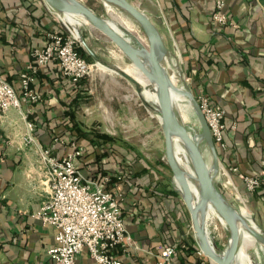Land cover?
<instances>
[{
  "label": "crops",
  "instance_id": "obj_1",
  "mask_svg": "<svg viewBox=\"0 0 264 264\" xmlns=\"http://www.w3.org/2000/svg\"><path fill=\"white\" fill-rule=\"evenodd\" d=\"M148 1L159 7L160 22L171 41L169 47L166 44L168 53L163 63L176 69L180 60L193 93L208 94L227 110L225 122L230 132L226 148L220 149L215 184H221L227 192L232 180L245 196L251 212L230 205L252 227L253 220L243 214L248 210L254 224L264 233V0H226L224 11L229 12L237 25L224 33L209 23L213 0ZM50 30L62 31V28L57 14L42 0H0V76L18 90L19 75L30 64L32 50L45 47L46 32ZM50 80L43 76L38 84L48 88ZM86 80L93 95L88 109L98 115H115V122L111 121L109 128L147 131L150 123L146 121L142 103L136 100L131 82L117 74ZM54 104L52 98L47 115L54 114ZM29 109L27 102L20 110L11 109L0 131V264H52L48 251L55 245L56 229L35 217L50 192L48 164L41 155L49 140L42 142L34 136V131H29ZM160 133L164 135L162 126L158 130L154 127L151 139L158 140V145H161ZM162 144L165 146V137ZM206 147L210 151L207 144ZM237 169L251 177L262 176L261 188L249 193ZM142 176L146 184L141 190L135 187L132 192L123 185L125 196L120 191L125 200L127 229L134 242L127 253H119L127 264H156L158 248L174 232L172 227L170 233L166 229L169 220L163 215L177 208L175 200H169L172 190L176 191L171 187L173 177L166 176L147 157L146 174ZM179 197L184 203L182 196ZM180 215L179 210L173 217L178 220ZM173 263L191 264L179 251ZM76 264L98 263L83 251Z\"/></svg>",
  "mask_w": 264,
  "mask_h": 264
},
{
  "label": "built area",
  "instance_id": "obj_2",
  "mask_svg": "<svg viewBox=\"0 0 264 264\" xmlns=\"http://www.w3.org/2000/svg\"><path fill=\"white\" fill-rule=\"evenodd\" d=\"M225 6V0H215L211 19L218 25L235 27L224 11ZM50 37L51 41L45 47L33 51L35 63L29 64L20 75L19 93L0 76V131L11 109L20 110L23 103L40 100V96L31 89L37 66L46 65L56 56L65 76L74 81L91 77L94 66L78 52L76 37L60 33ZM197 100L214 143L225 149L224 137L228 131L225 109L211 105L204 94L198 95ZM27 126L32 132L33 125L27 121ZM73 148L74 151L62 159L53 157L48 150L41 152L42 159L48 164L50 192L35 217L56 229L55 245L48 251L52 264H76L83 251H87L98 264H127L119 253H127L134 242L120 208L122 194L119 190H108V179L96 181L86 178L74 163L80 150L75 145ZM241 178L248 192L252 193L259 185L256 176ZM175 253L174 247L162 245L158 248L156 264H174Z\"/></svg>",
  "mask_w": 264,
  "mask_h": 264
},
{
  "label": "trees",
  "instance_id": "obj_3",
  "mask_svg": "<svg viewBox=\"0 0 264 264\" xmlns=\"http://www.w3.org/2000/svg\"><path fill=\"white\" fill-rule=\"evenodd\" d=\"M225 2L227 7V1L225 0ZM214 9L215 0H213V9L209 19L210 25L212 27H217L219 30H221V33H224V30L227 28H233V26L230 25L221 26L214 23L211 19ZM225 13L228 16L229 21L232 24L237 25V22H235L232 16L229 15L227 10ZM46 33V45L51 41L50 35L52 34L60 33L67 35L66 33H63V31L58 30H50ZM225 35L227 34L225 33ZM34 50H32V53ZM77 50L80 55L88 62L91 63L94 60V58L84 49V47H80ZM34 63L35 61L32 57L30 64ZM26 70L27 67L20 73V75ZM20 75L19 90L12 83H10L6 77L3 75H1V77L11 84L19 93L21 91ZM43 76L50 77V87L44 88L39 86L38 81L43 78ZM31 89L34 91V93L40 96V100L37 102L27 103V105L30 106V114L28 115V119L34 127V136L42 142L49 140V144H47L45 147L46 150L50 151L53 157L58 159L66 157V155L74 151L73 147L75 145L80 150V154L75 158L74 163L86 178L96 181L108 179V190L112 192L117 190L122 191L124 196L125 186L128 187V190L132 192L133 190L135 191V187L140 190L142 189L144 184H146V178L143 176L132 175L133 173L127 170L124 166L128 164L130 165V163L133 162L132 154H135L133 149L129 148V145L121 138L114 137L106 132L99 133L93 131V129H87V127L83 126V124L78 119L77 116L83 108L86 100L91 98L89 84L86 79L74 81L73 79L65 76L60 67L59 61L55 56L46 65L37 66V71L34 74V80L31 83ZM205 97L208 99L211 105L224 108L222 105L212 100L208 94H205ZM52 98L55 100L53 108L54 114H49V116L45 112L47 109L51 108L50 101ZM225 111L226 119L228 113L226 109ZM225 123L227 125V122ZM228 132H230L229 128L224 137L226 146V137ZM216 148L219 155L221 148L217 144ZM164 166H167V164ZM236 171L239 172L238 169ZM240 175L244 177H251L245 173H240ZM256 177L259 178V185L252 193L257 192L263 183L262 176ZM240 180L241 183L244 184L243 179L241 178ZM120 183L122 185H120ZM176 197L177 200L175 199ZM179 198L180 197L178 193L172 190L171 194L169 195V200H175L174 204L175 208H177L174 211H171L172 213L170 211H166L163 213V215L164 219L166 218L169 220V225H166V229L170 233L172 227L174 231L172 235L173 238L172 236L169 237L168 240H164V242L162 241V244L172 246L176 249V252L179 251L183 253V255H186V257L189 259V263L191 264H205L197 254L199 250L193 237L187 233L186 229L191 225V219L185 204ZM124 201L123 199L120 201V208L125 221ZM179 210L181 215L177 220L175 217H173V215H175ZM208 264L215 263L209 261Z\"/></svg>",
  "mask_w": 264,
  "mask_h": 264
},
{
  "label": "rangeland",
  "instance_id": "obj_4",
  "mask_svg": "<svg viewBox=\"0 0 264 264\" xmlns=\"http://www.w3.org/2000/svg\"><path fill=\"white\" fill-rule=\"evenodd\" d=\"M82 4H85L87 7H89L91 10H93L97 15L101 16L102 18L106 20H114V17L112 14H110L107 11V8L104 4V1L102 0H78ZM130 2H134L133 4L137 7L139 6L141 9L144 10V12L150 16L152 21L156 24L158 27L160 33L162 32L164 35H162L165 45L167 44L168 47L171 43L169 39V35L167 34L166 30L163 27V23L160 22L159 17V7L148 0H129ZM114 9L115 13L121 20L123 21L122 24L124 25H118L119 30L123 34L125 38L129 40V42L135 46H137L136 41L134 40L133 36L129 37L128 32H130L134 37H141L143 38L145 46L147 44L148 46V40L147 37L141 28V26L124 10L116 7L113 4H110ZM57 19L59 24L61 25L63 33H66L70 37H78L81 33L82 37L85 39V41L88 43L90 48L96 53V55L100 58L102 61V64L98 65V62L96 60H93L91 64L94 66L93 73L91 75L92 78H103L106 77V75H113L116 76V73L112 70L122 69L126 70L128 73L131 74L130 68L133 66L132 61L99 29H97L94 25L90 24H83L74 27L72 30L69 29L66 24L61 20V18L57 15ZM117 24V22H116ZM75 35V36H74ZM165 38V39H164ZM139 39V38H138ZM166 45V47H167ZM77 46L78 48L83 47L79 40H77ZM167 47V48H168ZM173 50L172 48H170ZM164 66L166 67L168 74L172 78L174 85L178 87L179 89L191 92L193 91L190 88L189 80L187 79L182 62L179 60L177 62V68L168 66L167 63H164ZM104 68L107 71L99 70V68ZM118 75V74H117ZM90 77V78H91ZM88 82V80H87ZM89 88H90V83ZM131 85V84H130ZM143 86V85H142ZM131 89L134 90L136 100L142 103V107L145 112L146 121H149L150 124L146 126L147 131L142 132L138 129H132V128H122V127H116L115 129L109 128L111 121L115 122V115L112 114H101L98 115V113L92 111V109H88L93 102V98L90 94V99L86 100L83 108L81 109L80 113L78 114V119L83 124V126H86L87 129H93L95 132H106L114 137L123 139L129 146V148L133 149L135 154H132L133 162L130 163V165H124L125 168L131 173L132 175H138L142 176L146 174V157L150 159L151 161H154L157 166H160V169L163 171V173L168 176L171 179L172 172L167 166H163L166 163V157H165V146L162 144V141H164V135L161 134V145H158V140L151 139L153 136V129L155 127V130L157 128L160 129V120L158 116H160V112L158 110L159 105L152 101L148 100L143 95V88H137L130 86ZM144 87V86H143ZM152 88L154 89V86L152 85ZM195 98L197 99V95H195ZM181 109L177 108V112L179 115L180 120L182 121L183 125L187 129V131L194 136H199L201 134V128L199 125V122L197 120V117L195 115V110L193 107V104L188 96L185 97V101L181 102ZM103 118V119H102ZM105 122H104V121ZM113 123V122H112ZM114 125V123H113ZM108 127V129H106ZM152 131V132H150ZM157 143V144H156ZM206 142L204 140L201 141V149L203 154L205 155V158L208 163L212 164V155L209 150H207ZM160 161V164L159 162ZM171 182V181H170ZM220 191L222 192L223 196L227 200L229 204L234 206L236 209H240L242 207L247 208V200L243 193L239 190V188L234 184V182L231 180V187L230 189L225 192L222 188L221 184L216 185ZM171 187H173L180 196L179 191L177 190L176 184L171 182ZM229 192V193H228ZM214 209V208H213ZM249 210V209H248ZM250 211V210H249ZM214 212L217 214L218 217L219 214L214 209ZM251 212V211H250ZM212 217L206 218V229L208 231V236L211 241V243L215 246L218 253L225 254L227 252V248L229 246L230 242V229L226 224H223L219 218L215 215ZM190 215V213L188 212ZM250 218L254 221L253 215L250 213ZM191 219V218H190ZM187 233L191 235L196 243V246L199 250L197 253L198 256L201 258V260L208 264L209 261H211L208 257L202 253L199 241L195 235V232L192 228V222L189 228L186 229ZM263 246V245H262ZM249 255L252 257V260L256 264H264V253H261L259 255L256 254L255 251H250Z\"/></svg>",
  "mask_w": 264,
  "mask_h": 264
},
{
  "label": "water",
  "instance_id": "obj_5",
  "mask_svg": "<svg viewBox=\"0 0 264 264\" xmlns=\"http://www.w3.org/2000/svg\"><path fill=\"white\" fill-rule=\"evenodd\" d=\"M42 1L52 12L57 14L59 17H61L62 15H75L82 16L90 20L92 25H94L97 29L104 33L132 61L133 65L138 70H140L153 85L156 86V89L159 93L158 110L161 117L160 123L165 137V157L167 160L166 164L172 172L173 181L176 184L177 190L182 196V199L184 200V203L190 213L192 228L199 241L200 249L202 253H204V255L215 264H237L239 245L238 229L232 217L228 215L229 211L226 212L227 210L222 209L223 205L220 202L222 201V197L220 196V194L222 195V193H220L216 189V186H214L211 171L208 169V163L200 147L201 144H193L188 136H181L184 142L190 145L191 154L194 158L195 170L203 187L201 192L209 191L211 197L216 196L220 207V213L224 217V220L226 221L230 229L231 244L225 254H219L215 246L211 243L206 226H204L200 219V213L204 211L205 202L203 203V201L199 200L198 195H196L187 174L178 164V161L175 157V138L178 135L180 136L182 131H187V129L179 122L177 116V106L175 104L174 97L171 91V84L168 81L164 69L156 58L154 44H157L164 52L168 50L156 24L144 11L135 7L129 0H102L104 2H114L120 4L124 8V11H126L141 26L150 41L149 49H146L136 37H134V40L136 41L137 46L128 43L122 37V35L118 33L111 20H106L97 15L93 10H91L89 7H87L85 4H82L78 0ZM127 33L129 37H132L131 33H129L128 31ZM78 40L84 47V49L94 58V60H96L98 64L103 65L100 58L90 48L88 43L82 37L81 33L79 34ZM112 71L127 79L135 87L143 88L142 84L126 70L117 69ZM185 92L186 95L190 97L195 110V115L201 126V134L195 137H200L201 139L206 141L212 155L213 169L219 170V155L205 115L202 112L201 106L198 100L195 98L194 94L188 91ZM225 201L227 204H229L226 199ZM252 233L257 240H259L260 242H264V233H262V231L257 227L256 224L255 230H253Z\"/></svg>",
  "mask_w": 264,
  "mask_h": 264
},
{
  "label": "bare ground",
  "instance_id": "obj_6",
  "mask_svg": "<svg viewBox=\"0 0 264 264\" xmlns=\"http://www.w3.org/2000/svg\"><path fill=\"white\" fill-rule=\"evenodd\" d=\"M110 4L115 5L116 7L124 10V8L117 3L114 2H104L107 11L112 14V16L114 17V20H111L112 24H114V26L116 27L118 33H120L122 35V37L128 42L129 40L127 38H125L123 36V34L121 33V31L119 30L118 25H121L124 27V25L122 24V20L121 18H119L117 16V14L115 13V9L118 10L117 8H113ZM134 5V4H133ZM135 7H137L136 5H134ZM138 9H140L139 7H137ZM61 20L66 24V26L69 29H73L76 26L79 25H83V24H92L90 20H88L85 17L82 16H75V15H62ZM117 22V24H116ZM126 26V25H125ZM130 33V32H129ZM146 35V34H145ZM75 36V35H74ZM134 38V35H132ZM76 37V36H75ZM147 37V36H146ZM78 38V37H77ZM139 38V39H138ZM138 41L141 44H144V40L141 37H137ZM148 40V46L147 44L145 46H143L146 49H149V45H150V41L149 38L147 37ZM155 46V53H156V58L159 61L160 65L162 66V68L164 69V72L168 78V81L171 84V91H172V95L174 97V101L175 104L177 106V108L181 109V102L185 101V97L188 96L186 95L185 90L179 89L178 87H176L174 85V82L172 80V78L170 77V75L168 74V71L166 69V67L164 66V59L165 56L168 53V50H166L165 52L157 45L154 44ZM149 63V61H148ZM99 65V64H98ZM100 70L102 71H107L104 68H100L98 67ZM131 71V75L133 77H135L144 87H143V95L145 98H147L148 100H152L154 102H156L158 104L159 101V93L156 89V86L153 85L148 78L140 71L138 70L134 65L130 68ZM152 85L154 86V89L152 88ZM189 97V96H188ZM190 98V97H189ZM177 116L179 119L180 124L183 125L182 121L179 118L178 112H177ZM159 120H161V117L158 116ZM185 136H188L189 139L193 142V144L195 143H199L201 144V141L203 139L196 138L194 135H191L189 132L187 131H182L181 135L177 136L175 138V157L178 161V164L181 166V168L183 169V171L187 174L189 181L192 184V187L196 193V195H198V198L200 201H203V203L205 202V207H204V211H202V213H200V219L201 222L204 224V226H206V218L207 216L212 217L214 215V209L217 211V213L219 214L220 217L217 216V214L215 213V215L219 218V220L223 223L226 224V221L224 220V217L222 216V214L220 213V207H219V203L216 199V196L211 197L209 191L207 192H201V190L203 189L200 181H199V177L197 175V172L195 170V165H194V158L191 154V150H190V145L188 143H185L183 138ZM182 136V137H181ZM33 138V137H32ZM205 141V140H204ZM208 169L211 171V176H212V181L214 183V186H216L215 181H214V176L215 174L218 172V170L213 169V166H208ZM216 189L220 192V190L218 189V187L216 186ZM221 193V192H220ZM203 194V195H202ZM223 195V194H222ZM220 194V196L222 197V201H220L222 203V209L227 210L226 212H228V215L230 217H232L234 223L237 226L238 229V237H239V245H238V256H237V264H256L253 260L252 257L249 255L250 251H255L257 255L261 253H264V246H262L256 239V237L253 235L252 231L255 230V224L252 221V227L249 225V223H247L243 217L229 204L226 203L224 196H222ZM198 200V201H199ZM214 208V209H213ZM243 214L245 216V218L250 219V213L248 210H244ZM228 226V225H227ZM264 244V242H261ZM231 244V237H230V242H229V246ZM228 246V248H229ZM227 248V250H228ZM221 254V253H219Z\"/></svg>",
  "mask_w": 264,
  "mask_h": 264
}]
</instances>
